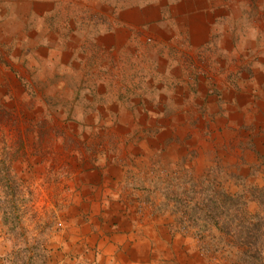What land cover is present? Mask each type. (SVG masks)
<instances>
[{"label": "rangeland", "instance_id": "374dc122", "mask_svg": "<svg viewBox=\"0 0 264 264\" xmlns=\"http://www.w3.org/2000/svg\"><path fill=\"white\" fill-rule=\"evenodd\" d=\"M184 1L52 0L51 60L36 35L31 58L7 56L20 35L0 21V264H234L199 207L264 186V0H203L210 22L186 37ZM126 24L132 60L97 70L99 36ZM67 47L86 60L66 68Z\"/></svg>", "mask_w": 264, "mask_h": 264}, {"label": "crops", "instance_id": "0c3cea01", "mask_svg": "<svg viewBox=\"0 0 264 264\" xmlns=\"http://www.w3.org/2000/svg\"><path fill=\"white\" fill-rule=\"evenodd\" d=\"M21 1L22 0H0V21L2 19H7L10 22H12L13 26L16 29V35L17 33L20 35V37H17L15 41L12 40L9 42H5V45L3 47L4 52L6 53L7 56H9L11 52L9 57L16 58L17 60L31 58V55H29L30 51L27 49L28 45L26 46V36L28 37L29 35H36V38H33V40L31 41L32 46L36 47V49L39 48L40 46L43 47V45L49 46L48 47L49 53H50L49 60H51V56L54 53H56L57 47H59L60 40L58 36L54 37L53 39H44V38L42 39L41 34H40V29H39L40 28L39 22L45 20L48 16H51V14L54 13V9L53 7H51L52 4L49 3V2H52V0H38L36 2H34L33 0H30L29 3L22 2L20 6L21 7L23 6V8H26V12L25 11L18 12L17 11L18 3ZM205 2L206 1H203V0H194L192 4H187V2L185 3V1L182 3L180 2L179 5L176 7L178 8L177 11L172 13V17H175L176 23L178 24V26L181 25V19L183 20V25H186V26L188 25L187 28L184 27L183 29L185 37L188 35L186 34V31L188 28H189V31H192L193 29L194 30L202 29L204 26L208 25V23L210 22L209 15L211 14L209 13V15L208 14L206 15V12H201L203 10L207 11ZM39 5H44L46 10H43L42 12H40ZM190 5L193 7L192 10L194 11V14H196V17L192 18ZM47 6L48 8H46ZM195 7L199 9V13L195 9ZM12 9L13 10L15 9L17 14H14V12L9 13ZM130 14H132L131 16L134 17L136 15V12L130 11ZM2 25L3 26L1 27V24H0V38H1L2 33L4 34L9 33L6 30L2 31V29L5 28V26L8 27L9 29L11 28V26H9L8 24L3 23ZM125 26L126 27H122L117 31L103 33L102 36H99V41L97 42V44L98 46H100L99 48L102 50L103 55L100 54L99 56V53L95 55L96 56L95 59L97 60V70L105 69L106 66H108V64L111 62H113V65L121 66L122 61L128 62V60H132L131 59L132 55H129L128 52H122V51H125V48L123 47L125 44H127L128 46H131V44L133 43V40L132 42H130L128 40L125 41V39L122 38L124 35H122L121 32H126L125 29L128 30V28H130L129 24L128 25L126 24ZM26 28L27 29L29 28V30L25 31ZM76 31L77 30H74V32L72 31V34L73 35L78 34V32ZM199 32L201 33L202 30H199ZM194 34H195V31H194ZM16 49L18 50V52L15 51ZM65 51L69 55V58L66 59V63L64 64L66 68L67 67L69 68V66H72L74 61L82 62L86 60V58L84 59L83 57L84 56L83 53L77 54V51H79L77 47H74L73 49L70 47H67ZM154 56H157V54H155ZM54 57H55V62H57L56 55H54ZM133 58L136 59V56H133ZM156 60L157 61L154 64H152L151 72L153 74L157 73L155 75H158V77H161L162 75H160L158 72L161 71L162 68H164V65L160 64V60H162L160 57L156 58ZM167 63L168 65L166 67V70L172 66L179 65L177 61H175L174 59H167ZM178 67H182V65ZM89 69L90 67L87 69V72ZM164 72H167V75L165 77H168V78L174 77V74L172 71L167 70ZM177 80L179 81V79ZM162 87H163L162 90L166 89V91H168L167 82H165L164 84L162 83Z\"/></svg>", "mask_w": 264, "mask_h": 264}, {"label": "trees", "instance_id": "16d2710c", "mask_svg": "<svg viewBox=\"0 0 264 264\" xmlns=\"http://www.w3.org/2000/svg\"><path fill=\"white\" fill-rule=\"evenodd\" d=\"M248 192L249 199L244 194L229 196L226 201L221 200L220 196L205 197L200 202L199 211L206 217V222H214L223 227L233 249L229 258L234 264H264V186ZM252 203L256 205L254 212L250 211ZM216 238L210 237L212 241ZM199 239L205 252H219L211 245L208 235L200 233ZM19 254L18 251L10 256L13 257V263L20 260Z\"/></svg>", "mask_w": 264, "mask_h": 264}]
</instances>
